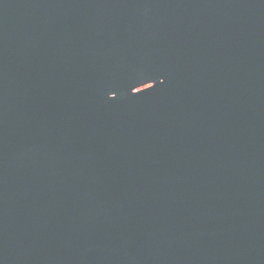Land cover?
Returning a JSON list of instances; mask_svg holds the SVG:
<instances>
[{
    "label": "water",
    "instance_id": "obj_1",
    "mask_svg": "<svg viewBox=\"0 0 264 264\" xmlns=\"http://www.w3.org/2000/svg\"><path fill=\"white\" fill-rule=\"evenodd\" d=\"M0 264H264V0H0Z\"/></svg>",
    "mask_w": 264,
    "mask_h": 264
}]
</instances>
